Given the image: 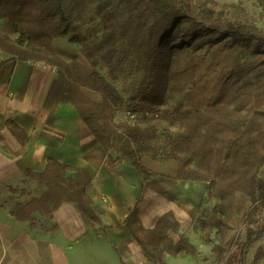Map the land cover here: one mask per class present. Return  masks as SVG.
<instances>
[{
	"label": "trees",
	"instance_id": "obj_1",
	"mask_svg": "<svg viewBox=\"0 0 264 264\" xmlns=\"http://www.w3.org/2000/svg\"><path fill=\"white\" fill-rule=\"evenodd\" d=\"M111 1L97 0L102 33L92 37L75 19L94 0H0V48L12 58L42 61L64 71L78 113L107 152L116 150L118 167L125 157L131 160L143 192L158 176L207 182L200 209L205 201L217 204L208 216L197 218L193 228L208 239L217 229L218 242L211 251L227 264L235 234L248 219L246 214L236 220L240 198L257 193L264 207V182L259 178L264 165V50L254 48L250 39L264 38V29L244 9L216 0ZM256 2L264 18V0ZM231 8L235 10L229 15ZM62 37L78 43L92 65L106 68L107 78L79 79L56 49ZM6 62L0 63V73ZM122 78L130 82L120 91L115 83ZM188 87L190 104L161 110L170 96L175 99ZM121 112L132 119L118 121ZM163 120L173 121L179 130L172 132ZM7 124L15 132L14 123ZM147 155L175 161V172L152 170ZM31 182L35 194L10 208L18 221L37 228V215L50 218L62 203L70 202L88 221L103 224L102 211L87 191L92 183L88 168L50 158L43 172L27 170L22 183L9 191L27 196ZM143 192L123 219L143 255L156 264H170L167 254L195 256L198 248L173 211L162 214L158 224L179 233L175 245L167 243L163 228L144 226L138 207ZM41 228L55 231L58 226ZM262 240L264 225L248 233L240 264H247L250 250ZM262 258L264 243L255 256Z\"/></svg>",
	"mask_w": 264,
	"mask_h": 264
},
{
	"label": "crops",
	"instance_id": "obj_2",
	"mask_svg": "<svg viewBox=\"0 0 264 264\" xmlns=\"http://www.w3.org/2000/svg\"><path fill=\"white\" fill-rule=\"evenodd\" d=\"M3 60L7 62L0 73V264H83V254L95 264H156L143 255L123 224L143 192L131 160L125 157L118 167L116 150L107 152L98 142L74 106L62 69L12 58L0 48V63ZM50 158L90 170L87 191L102 211L101 226L108 227L88 221L70 202L62 203L50 218L37 215V228L10 213L17 201L35 194V183L27 184L30 194L24 197L12 195L9 188L20 185L29 169L43 172ZM207 189V182L154 177L138 206L140 219L146 228L161 227L160 216L173 211L189 237ZM190 190L194 195L189 196ZM55 224V231L41 228Z\"/></svg>",
	"mask_w": 264,
	"mask_h": 264
},
{
	"label": "rangeland",
	"instance_id": "obj_3",
	"mask_svg": "<svg viewBox=\"0 0 264 264\" xmlns=\"http://www.w3.org/2000/svg\"><path fill=\"white\" fill-rule=\"evenodd\" d=\"M115 0H112L113 2ZM220 5L222 4H232L235 5V8L244 9L249 17L253 18L258 26L264 29V18H261L263 9L257 4L256 0H216ZM97 0H94L91 3L87 10L82 13L80 17L76 20L83 29V32L92 37H99L102 33V26L99 23V18L95 13V4ZM235 8H231L226 11L227 14L232 15ZM251 42L254 48L264 50V38L263 37H251ZM56 49L64 57H66L72 64L77 76L79 79H84L88 76L94 78L95 80L101 82L103 79L107 78L106 68L100 65H92L90 61L84 56L81 51V46L78 43H71L68 40V37L59 38L56 41ZM128 79H120L116 84L117 88L122 91L123 85L129 81ZM179 95L177 98L170 96L169 101L161 107L162 111H170L174 107L186 106L189 103L187 90ZM133 91V88H132ZM161 112V111H160ZM132 119V118H131ZM125 113H120L117 116V120L122 122V120L130 121ZM163 126L171 129L172 132H176L178 125L170 120H163ZM145 162L152 170L162 171L168 174H173L176 170L177 163L173 160H163L160 157H152L147 155ZM259 178L264 182V165L260 169ZM241 209L236 213V220L240 222L242 218L247 214L248 219L245 224H242L239 230L236 232L232 248L227 253V264H240V255L243 243L246 241L248 233L253 229H258L264 225V207L257 200V193L251 197H241L240 198ZM217 204V201H205L202 208L194 218L196 222L197 218H202L208 216L211 213L213 207ZM235 222V221H234ZM182 230V229H181ZM163 235L167 243L170 245H175L179 238V233L172 231L171 229H162ZM212 233L211 239H208L201 230H195L193 227L189 231L190 240L197 246L198 253L195 256H179V257H167V261L170 264H224L226 259H220L213 255L211 248L215 243L218 242L215 232ZM264 241H259L256 245L250 250L247 258V264H262L264 259L256 260L255 256L258 250V247L263 245ZM85 258L83 264H95V261L89 258L86 254L82 255ZM113 260V258H111ZM229 262V263H228Z\"/></svg>",
	"mask_w": 264,
	"mask_h": 264
},
{
	"label": "bare ground",
	"instance_id": "obj_4",
	"mask_svg": "<svg viewBox=\"0 0 264 264\" xmlns=\"http://www.w3.org/2000/svg\"><path fill=\"white\" fill-rule=\"evenodd\" d=\"M194 193H195V191H193V190H190V191H189V196H192V195H194Z\"/></svg>",
	"mask_w": 264,
	"mask_h": 264
}]
</instances>
